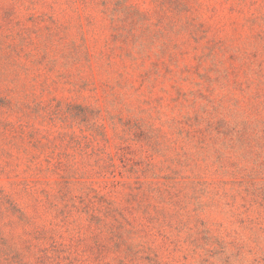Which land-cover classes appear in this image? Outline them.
<instances>
[{
  "label": "rangeland",
  "instance_id": "1",
  "mask_svg": "<svg viewBox=\"0 0 264 264\" xmlns=\"http://www.w3.org/2000/svg\"><path fill=\"white\" fill-rule=\"evenodd\" d=\"M0 264H264V0H0Z\"/></svg>",
  "mask_w": 264,
  "mask_h": 264
}]
</instances>
